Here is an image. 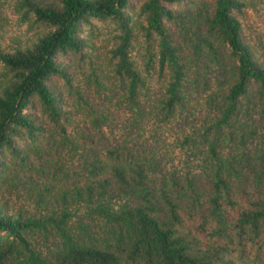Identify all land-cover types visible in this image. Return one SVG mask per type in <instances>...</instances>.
<instances>
[{"label":"trees","instance_id":"16d2710c","mask_svg":"<svg viewBox=\"0 0 264 264\" xmlns=\"http://www.w3.org/2000/svg\"><path fill=\"white\" fill-rule=\"evenodd\" d=\"M190 1L140 4L157 50L145 72L162 80L151 98L129 57L131 0H0L45 29L23 48L0 43V264H264V45L236 17L246 0H211L195 17L169 8ZM91 20L118 31L112 73L130 114L122 126L136 138L118 137L102 111L83 128L62 108L54 79L94 111L64 62L83 55ZM171 21L196 55L223 53L220 89L200 120L189 98L208 84L189 80ZM171 125L181 131L162 147Z\"/></svg>","mask_w":264,"mask_h":264},{"label":"rangeland","instance_id":"374dc122","mask_svg":"<svg viewBox=\"0 0 264 264\" xmlns=\"http://www.w3.org/2000/svg\"><path fill=\"white\" fill-rule=\"evenodd\" d=\"M190 2L193 3L189 5H172L169 8L175 15L195 17L196 15L199 16L200 11L203 13L207 12V7L211 5V0H191ZM141 3L142 0H131V8L128 10L133 27V39L129 57L138 71L142 72L146 77L145 87L140 90V94L153 98L160 94L162 80L158 79L155 71H151L149 75L145 72L146 65L144 63L148 60V57L151 56L152 61L154 63L157 62V50L155 47L156 41H147L144 36L142 29L144 20L143 16L139 14ZM236 17L241 22L248 41L257 47L259 41L257 37H260V42L264 45V0H246V6L241 13L236 14ZM167 24L175 42L182 47V57L185 59L189 71V80L192 81L194 79L196 82H206L208 84L206 90L198 88L192 92V97L189 98L194 105L190 111L194 114L196 120H200L209 112L210 98L220 89L219 85L222 81L220 79V67L224 62L223 53H218L215 57L201 48L200 55H196L194 48L197 42L187 41L183 43L181 41L182 33L180 32L179 23L171 21L167 22ZM44 30L41 25L23 24L19 15L15 12L12 2H4L0 5V43L2 48L7 50L13 47L23 48ZM197 32L204 34L203 27H200ZM117 34L118 31L112 23L91 20L90 23L82 26L79 34L84 41L83 55H69L66 60L64 59V62L71 69L78 71L77 83L80 84L85 100L89 101L94 111L91 110V113H88L84 104H79L76 98L67 96L64 92L65 86L61 81L54 79L53 83L56 84V87L63 95L62 108L69 113L71 122L73 124L77 123L76 126L84 128L85 125H89L92 127L90 118L100 114L101 112L99 111H102V113L107 114L108 118L113 120V123L118 122V129L115 131L118 137H126L128 135L136 138L139 132L135 127L131 128L130 124L128 128L122 126V122L124 123L126 117H129L130 114L122 106L123 104H119L124 90L121 81H118L117 77L112 73V60L109 51L116 42L115 36ZM229 80L230 78L226 77V82ZM180 131L179 127L171 125L169 130L163 132V138L157 144L160 142L161 146L163 143L169 144L164 141L166 139H170L173 142ZM151 135L148 134L147 137Z\"/></svg>","mask_w":264,"mask_h":264}]
</instances>
